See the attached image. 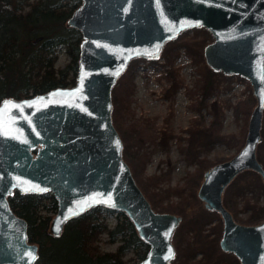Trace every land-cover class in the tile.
<instances>
[{
    "label": "water",
    "instance_id": "1",
    "mask_svg": "<svg viewBox=\"0 0 264 264\" xmlns=\"http://www.w3.org/2000/svg\"><path fill=\"white\" fill-rule=\"evenodd\" d=\"M66 25L82 36L75 82L0 99V264H33L38 256L27 221L9 204L15 190L54 195L53 235L93 206L119 209L148 244L134 264H172L181 215L155 210L135 181L113 123L112 88L132 58H159L166 41L194 26L212 35L203 46L206 64L246 77L256 100L243 145L203 172L196 194L221 216L220 248L240 264H264V219L235 220L222 195L242 170L264 180L256 153L264 112V0H80Z\"/></svg>",
    "mask_w": 264,
    "mask_h": 264
},
{
    "label": "rangeland",
    "instance_id": "2",
    "mask_svg": "<svg viewBox=\"0 0 264 264\" xmlns=\"http://www.w3.org/2000/svg\"><path fill=\"white\" fill-rule=\"evenodd\" d=\"M204 28L194 26L183 29L176 37L166 41L162 50L177 47V54L170 61L161 56L162 50L159 58H132L124 72L132 77L133 91L128 103L121 109L118 108L116 118L112 115L123 142L122 156L152 207L158 211L177 213L170 210V205L178 204L180 200V195L173 188L184 186L190 178L188 174L197 169L200 183L203 172L209 166L228 159L243 145L248 118L256 102L246 77L234 73L225 74L206 64L203 46L212 40V35L205 28L211 39L207 37L203 44L201 40ZM68 59L67 53L61 50L55 67L64 66ZM209 75L212 85L203 88L202 83ZM116 84H124L121 77ZM180 147L187 149L189 155L181 152ZM256 153L263 164L264 112L261 139ZM142 158L145 159L143 163ZM141 163L143 167L139 165ZM150 176L153 178L150 179ZM261 182V176L245 169L226 185L223 197L227 191L235 192L232 200L230 196L227 201V207L235 220L249 223L247 218L250 213L264 205V187ZM239 187H242L241 191L236 192ZM184 188L183 193L187 194L188 186ZM157 192L163 196L161 205L164 210L155 205ZM44 201L45 206L40 211L52 217L55 212L50 207L49 198ZM204 210L200 199L186 204L185 212L177 213L181 215V221L172 234V240L174 241V233L184 219L188 216L202 218L206 216ZM262 219L264 217L259 221ZM106 220L112 226L116 217L111 215ZM181 232L180 229L179 238H182ZM221 234L222 219L220 214H215L212 220L205 221L199 229L185 232L191 244L180 250L182 260L171 259L170 263L240 264L231 252L222 258H216L218 251L222 250L219 246ZM96 243L103 251L114 250L119 244L116 240L108 239L106 233L99 235ZM130 254L129 251L126 256Z\"/></svg>",
    "mask_w": 264,
    "mask_h": 264
},
{
    "label": "trees",
    "instance_id": "3",
    "mask_svg": "<svg viewBox=\"0 0 264 264\" xmlns=\"http://www.w3.org/2000/svg\"><path fill=\"white\" fill-rule=\"evenodd\" d=\"M80 0L64 2L63 0H0V99L5 96L25 97L46 91L56 86H67L75 82L79 57V43L82 38L79 29L66 25V19ZM203 40L211 36L203 29ZM169 41V40H168ZM63 50L69 59L62 67H55L58 53ZM177 54V47L165 48L161 56L169 61ZM123 85H113L112 115L116 118L118 108L124 107L134 88L132 77L127 72L120 74ZM118 77V78H119ZM210 75L202 83L203 88L212 85ZM127 102V103H126ZM247 111V110H245ZM261 143V142H260ZM180 151L189 155L188 150L180 147ZM136 158V157H135ZM140 159V157H137ZM145 162V159L143 160ZM140 161V162H141ZM138 162V163H140ZM139 164L143 167V164ZM264 167V161H263ZM257 176V171L250 169ZM239 172L233 179H236ZM189 173V172H188ZM190 177V178H189ZM150 179L153 176L149 177ZM184 186H188L184 194V186L173 188L179 195L178 204H171L170 210L185 212L186 204L199 200L196 195L199 183L198 169L188 174ZM262 187L264 180L262 178ZM242 187L237 188L240 192ZM235 192L227 191L223 202ZM157 192V208L162 209V195ZM49 198L50 207L56 210V199L51 193H20L17 190L9 196L11 208L28 223L27 236L38 244L39 256L35 264H133L144 257L148 244L137 234L136 229L125 212L105 207L93 206L81 214L69 219L62 232L55 236L50 232L51 216L43 214L44 199ZM187 202V203H186ZM233 204V203H232ZM206 216L196 218L188 216L174 233V261L182 260L180 250L190 246L189 236L185 232L199 229L205 221H210L216 210L204 206ZM229 208V207H228ZM114 215L116 221L110 226L107 217ZM264 217V205L254 209L247 218L249 223H257ZM246 222V221H245ZM182 230L179 238V231ZM106 233L111 241L119 244L114 250L103 251L97 245L99 235ZM130 256H126L128 252ZM220 251V252H219ZM218 251L216 258H222L229 252ZM178 264H183L180 261Z\"/></svg>",
    "mask_w": 264,
    "mask_h": 264
},
{
    "label": "flooded vegetation",
    "instance_id": "4",
    "mask_svg": "<svg viewBox=\"0 0 264 264\" xmlns=\"http://www.w3.org/2000/svg\"><path fill=\"white\" fill-rule=\"evenodd\" d=\"M42 193H45V192H42ZM46 193H50V192H46ZM52 194V193H51ZM53 195V194H52ZM54 196V195H53ZM55 198V197H54ZM8 199H9V196H8ZM10 204V203H9ZM56 204H57V201H56ZM57 206V205H56ZM106 207V206H105ZM56 209H57V207H56ZM14 211V210H13ZM54 212H56V210L54 211ZM17 214V213H16ZM55 214V213H54ZM18 215V214H17ZM20 216V215H19ZM54 216V215H53ZM53 216L51 217V220H52V218H53ZM23 217V216H22ZM24 218V217H23ZM25 219V218H24ZM26 220V219H25ZM51 220H50V224H51ZM27 221V220H26ZM66 223V222H65ZM65 223H64V225H65ZM27 227H28V223H27ZM64 227V226H63ZM63 230V229H62ZM50 232H51V230H50ZM62 232V231H61ZM60 232V233H61ZM55 236H58V235H55ZM27 240L28 241H30L29 239H28V236H27ZM30 242H34V241H30ZM36 243V242H35ZM37 244V243H36ZM38 245V244H37ZM38 256H39V249H38ZM38 256L35 258V260L38 258ZM35 260H34V262H33V264H35ZM134 264V263H133Z\"/></svg>",
    "mask_w": 264,
    "mask_h": 264
}]
</instances>
